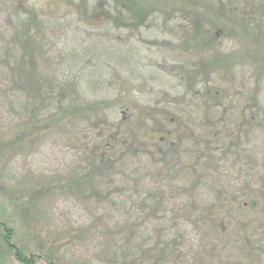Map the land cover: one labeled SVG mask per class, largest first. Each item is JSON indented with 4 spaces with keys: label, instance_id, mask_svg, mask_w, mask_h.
I'll list each match as a JSON object with an SVG mask.
<instances>
[{
    "label": "trees",
    "instance_id": "trees-1",
    "mask_svg": "<svg viewBox=\"0 0 264 264\" xmlns=\"http://www.w3.org/2000/svg\"><path fill=\"white\" fill-rule=\"evenodd\" d=\"M225 1L226 5L220 1L219 9L224 13L227 7L233 32L212 23L214 32L204 30L200 36L204 46L209 37L216 39L224 33L239 38L244 47V37L249 43L239 58L255 59V73L260 77L264 72V1ZM20 6L12 12L13 19L9 18L2 35L6 48L0 54V109L14 123H9L13 130L4 138L3 150L32 149L47 133L80 117L91 120L102 114L105 124L98 130L108 140L104 152L96 156L82 145L81 154H91V159L81 163L68 182L48 184L38 191L39 199L58 193L55 197L64 193L80 196V207L92 219L80 227V251L95 255L99 250L111 264H264V155L250 150L251 138L264 130V106L258 98L262 82L258 79L254 90L240 95L231 90L228 95L215 81L203 82L195 91L196 82L194 93H185L173 105H143L148 128L160 121L165 125L162 137L148 149L144 141L123 129L124 123L104 121V116L119 113L102 107L107 102L105 89L101 88V101L80 108V74L70 83L64 69L75 62L74 56L60 58L59 63L47 56L50 21ZM77 51L71 53L79 56ZM95 51L98 63L110 61L107 54H113L120 69L136 72L121 54L99 46ZM89 53L85 50L83 55ZM222 63L223 59H214L209 64ZM94 71L84 80L93 93L94 77L102 75L101 64ZM43 80L51 84L44 88ZM59 93L65 104L53 98ZM184 140L188 146H181ZM170 152L174 154L168 158ZM140 153L156 156L155 165L145 170L132 162ZM142 180L148 192L141 189ZM11 198L23 214L33 201L24 194ZM15 240L7 223L0 222V262L4 258L8 263L37 264L41 260L52 264L32 248L15 245Z\"/></svg>",
    "mask_w": 264,
    "mask_h": 264
},
{
    "label": "rangeland",
    "instance_id": "rangeland-1",
    "mask_svg": "<svg viewBox=\"0 0 264 264\" xmlns=\"http://www.w3.org/2000/svg\"><path fill=\"white\" fill-rule=\"evenodd\" d=\"M220 1L226 5L225 0H0V54L6 48L2 35L17 6L42 14V19L50 21L47 56L56 63L61 62L60 58L67 60V56L75 58V62L64 69L69 73L70 83L80 74V108L94 100L101 101V88L105 89L108 96L102 107L119 113L104 116V121L113 125L124 123V130L134 133L136 139L153 149L152 142L162 137L165 125L160 121V125L148 128L143 105L155 107L159 104L160 108L173 105V101H178L185 93H194L191 90L196 82L195 91H199L203 82L215 81L226 88L228 95L230 90L234 95H240L254 90L259 79L262 83L258 98L264 106V72L258 77L257 66L254 67L256 60L239 58L249 42L243 37L241 44L245 46L241 47L239 38L218 33L216 39L209 37V44L204 46V37H200L204 30L214 32L212 23L233 32L225 12L227 7L222 13ZM96 46L121 54L136 72L120 69L114 63H121L113 54H107L110 61L103 59L98 63ZM85 50L90 52L87 56L83 55ZM71 51H77L79 56ZM214 59H223V63L212 67L209 63ZM99 64L103 71L101 76L94 77L97 86L93 93L92 89H86L84 80L87 75L95 74ZM69 82L62 80L70 86ZM48 84H51L49 80L42 81L44 88ZM66 95L72 96L69 92ZM53 98L59 101L64 97L59 93ZM2 103L0 99V108ZM62 103L65 104L63 100ZM99 116L67 122L40 138L32 149L10 152L9 148L3 150V142L11 134L10 121L12 125L14 123L5 115L4 108L0 109V222L7 223L16 238L15 245L32 248L52 264H111L99 250L95 255L80 251V227L92 221L80 207V196L64 193L55 197L58 193L46 199L38 197L39 188L68 182L80 164L91 159V154H81L82 145H87L88 151L95 152L96 156L104 152L108 140L98 131L105 125L102 114ZM47 120L46 117L43 119L44 122ZM181 146H188L186 140ZM250 150L252 154L257 151L260 156L264 155V130L251 138ZM164 151H167L166 147ZM173 154L170 152L168 158ZM149 155L140 153L131 161L148 170L157 159ZM148 182L145 177V183ZM140 183H143L141 189L148 192L144 180ZM17 194L33 199L25 214L13 203L11 197ZM0 264L16 263H8L3 258ZM37 264L46 263L40 260Z\"/></svg>",
    "mask_w": 264,
    "mask_h": 264
}]
</instances>
